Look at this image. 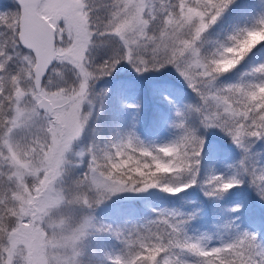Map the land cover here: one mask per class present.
Returning <instances> with one entry per match:
<instances>
[{
    "label": "rangeland",
    "instance_id": "1",
    "mask_svg": "<svg viewBox=\"0 0 264 264\" xmlns=\"http://www.w3.org/2000/svg\"><path fill=\"white\" fill-rule=\"evenodd\" d=\"M85 2L40 0L36 5L37 13L55 28L54 61L36 91L31 73L34 54L22 48L16 38L20 8L13 0H0V68L4 69L0 73V101L5 93L15 92V103L9 106L5 102L6 110H0V238L7 235L10 241L8 259L18 257L22 264H69L74 254L83 253L85 264H145L138 258L145 247L163 243L166 252L157 261L168 264L180 257L185 264H198L203 257L182 249L178 241L199 242L210 253L213 248L235 243L247 232L256 235V242L246 241L249 251L232 258L247 261L252 256L259 260L264 255V182L255 177L264 173V137L246 136L237 143L227 127L206 123V117L219 110L231 119L232 113L225 112V106L233 107L240 100L239 93L217 89L264 80V73L255 71L264 65V46L253 49L236 67L210 80L200 74L203 64H193L196 57L190 51L181 52L199 23L190 29L191 22L181 24L168 18L157 42L159 50L146 51L148 42L144 38L149 33L142 22L143 11L154 15L151 5L161 9L160 5L175 4L176 0H100L108 11L116 12L117 18L121 10L128 12L115 23L119 33L105 36L93 35L90 30V24L98 23L97 14H92L90 21ZM204 2L219 4V0ZM131 5L137 7L129 12ZM99 17L105 19L104 13ZM262 18L264 0H233L196 42L199 58L205 63L204 56L215 54L229 35L238 28L262 25ZM154 31L159 32V28ZM128 47L146 59L180 56L192 65L189 71L197 86L193 87L175 63L138 71V62L134 65L127 59L96 79L90 69L123 55ZM85 72L94 73L87 82ZM17 73L19 78L13 79ZM70 82H78V86L68 91L60 88ZM41 96L52 103L50 114L36 108ZM228 96L231 99L226 101ZM257 98L264 103L262 89ZM188 105L195 107V129L186 121ZM235 106L239 111L238 104ZM148 120L154 123L146 128ZM45 127L46 142L40 145V155L32 150V140ZM188 132L199 142V164L194 174L177 176L174 167L165 169L153 156L135 148L125 149V154L114 160L105 155L115 153L113 145L130 136L155 148L176 142ZM113 163L119 168L114 169ZM86 172L87 183H83ZM109 173L113 182L120 178L126 185L129 179L136 185L153 177L162 178V184L181 187L182 194L158 186L105 196L107 191L102 186ZM146 175L148 178L143 179ZM214 177L240 182L223 189ZM88 196L101 200L90 208L81 203ZM212 200L220 206L210 220L207 205ZM138 201L147 207L148 211L141 209L139 213L147 223L130 221ZM183 205L190 206L191 212L182 215L183 227H179L174 215ZM6 207L12 209L11 216ZM212 220L218 221L216 227ZM10 225L14 226L8 231ZM3 255L0 252V258ZM213 264H223V257L214 256Z\"/></svg>",
    "mask_w": 264,
    "mask_h": 264
},
{
    "label": "snow or ice",
    "instance_id": "2",
    "mask_svg": "<svg viewBox=\"0 0 264 264\" xmlns=\"http://www.w3.org/2000/svg\"><path fill=\"white\" fill-rule=\"evenodd\" d=\"M233 0H223L222 3L208 5L204 2V0H176L175 4H167L160 5L163 9L164 15L168 16V18H175L179 23L183 24L185 22H191L189 25L190 29L193 25L199 23V26L195 28V31L192 33L191 40L185 41L186 48L181 49V52L190 51L193 56L196 58L193 60V64L200 66L203 64V67L206 69L207 65L199 58V50L196 48V42L201 38L202 33L209 27L205 20L212 16L215 13L216 16L221 15L230 4H232ZM89 7L93 8V13L99 16V13L103 12L105 16V20L109 19L111 13L108 11V6L100 3V0H93L92 3L89 4ZM123 7V5L121 6ZM131 8L135 9L136 5H131ZM153 8V13H155V5H151ZM211 8V11L209 9ZM169 9H171V15H169ZM199 10V15H196ZM153 14L143 11V17H147L148 19H143V25H148L149 20L152 18ZM169 22V20H168ZM261 24H264V18L261 19ZM119 33V29L115 26V34ZM107 34H114L112 32H104L102 36ZM96 35H100L98 31ZM129 42L127 40L124 41V44L127 45ZM125 53L123 55L118 56L117 58L110 59L105 62L101 67L105 69V73L112 69L115 64H118L121 59H127L132 62L134 65L139 64L137 70H147L149 66H163L164 63H175L178 69L182 72V74L192 82L193 87L197 86L195 79L192 73L189 71L191 64L185 63L180 56L175 54L166 55L164 57L163 62H161L156 56H153L152 59H146L142 56H137L133 50L128 47L125 48ZM11 61H9L10 63ZM4 71L3 68H0V73ZM255 71L264 73V65L259 66ZM201 75L208 77L210 74L205 70ZM85 80L87 82V78L93 76L94 73L85 72ZM215 79V77H213ZM264 89V80H261L258 83L254 84H235L229 85L224 89H221L227 93H239L240 100L238 102H234L233 107L225 106L224 111L228 113H232L231 119L225 117L223 114L217 110L215 115L208 114L206 117V123L212 124L216 123L220 126L227 127V130L232 134L237 143H241L242 138L246 136L252 137H264V103H262L261 99H258V90ZM199 91V89H197ZM205 100H208L205 92H202ZM231 99V96L225 98L227 101ZM238 104L239 111H237V107L235 105ZM239 119H236V117ZM116 149L115 153L108 152L105 155L109 160H114L115 156H122L125 154V149H133L135 148L138 152L144 153L145 156H153L155 160L162 163V166L165 169L175 168V175H179L182 170L192 171L193 164H199V160L197 157L199 156V142L198 138L191 132L186 133L185 136L181 137L178 141L173 142L171 144H166L163 146H157L155 148H149L144 146L142 143L134 140L131 136L124 141H121L115 145H113ZM183 153V154H182ZM166 161V162H165ZM112 167L119 168V164L113 163ZM255 177V174H254ZM261 182H264V173H261L258 177ZM119 182H113L111 178V173H109L108 179L105 181L103 188L106 189L107 192H121L126 190L131 191H143L148 188L163 186V188L167 191H175L170 184H162V178L153 177L149 181H142L143 187H136L133 180L129 179L126 182L123 179L117 178ZM213 180L217 183L218 187L223 189H229L233 186L234 183H239L240 181L235 180H223L222 177H214ZM177 232L179 228L175 229ZM246 241L256 242V235L252 233H243L235 243L224 245L222 247H216L211 249L209 253L205 250L199 242H191L190 240L185 239L184 243H180L182 249H187L190 253L195 254L199 257H203L199 259L198 264H213L214 256L220 255L223 257V264H235V259H233L232 250H239L240 247L243 246V243ZM163 245H158L157 250L163 249ZM227 253V254H226ZM185 264L184 261L177 258L176 261H169L168 264ZM159 264V261H157Z\"/></svg>",
    "mask_w": 264,
    "mask_h": 264
},
{
    "label": "clouds",
    "instance_id": "3",
    "mask_svg": "<svg viewBox=\"0 0 264 264\" xmlns=\"http://www.w3.org/2000/svg\"><path fill=\"white\" fill-rule=\"evenodd\" d=\"M222 2L223 0H219V3ZM84 9L86 10L87 13H89V20L91 21L92 14L94 13H93V8L89 7V3L87 2V0L84 4ZM132 10L134 9L133 8L128 9L129 12ZM109 12L111 13L109 19L107 20L101 19L98 16L97 17L98 23H96L95 26L90 24V30L93 32V35H96L98 31L100 32L101 36L103 35L104 32H112L115 34L114 32L115 23H118L119 19H123L124 16L128 14V12L121 10L120 16L117 18L116 12H112V11ZM171 14H172L171 9H169V15ZM221 15L216 16L215 13H213L212 16L208 17L205 20V23H207L210 27L218 21ZM143 19H148V18L143 17ZM167 25H168V16L164 15L163 9L162 8L155 9V14L152 16V18L149 20L148 25H146L145 27L146 32L149 33V35L144 38L148 42L145 45L146 51H150L151 53H156L159 50L157 47V42L160 40L161 34L164 32ZM156 27L159 28V32L154 31V28ZM261 42H264V24L259 25L257 27L238 28L233 34L228 36L227 41H225L220 45V47L217 49V52L215 54L211 56H204V61L207 65V68L206 69L204 68V71L206 70L210 74L208 76V79L212 80L213 77H215L216 79L217 74L228 72L229 70L236 67L253 50V48L256 45L260 44ZM8 55L10 56L11 54L9 53ZM157 58L161 62H163L164 60V56H160ZM110 59L113 58H109L99 64L96 63L94 68L90 69L96 73V79H98L101 75L105 74V69L101 66ZM25 74L27 75L28 73ZM12 78L13 79L19 78V73L15 74ZM76 86H78V82H70V83L62 84L60 88L63 89L64 91H68ZM217 91H222V90L217 89ZM262 91H264V89H262ZM14 96H15L14 90L12 92L5 93L4 100L0 101V110H6L5 102H9V106H11L12 103H15L14 99H12ZM46 136H47V127L43 129L42 134L38 133L37 136L33 138L32 150L37 154L40 155L43 154L40 145L42 142H46ZM196 165L197 164L192 165V169H193L192 171L182 170L181 173L177 176H182L185 172H190L194 174ZM91 169H92V164L90 163L89 171ZM88 172H86L82 176L83 183H87ZM191 182L193 183L195 182L194 178H191ZM217 183H219V181H217ZM135 186L143 187V184H136ZM183 186H187V185H183ZM173 188H175L176 190L169 192H179L182 190L181 187H173ZM108 193H112V192L105 193V196ZM100 200L101 198L98 196H96L95 199H93L91 196H88V198L82 200L81 203L84 206L92 208ZM5 211L9 213V216L12 215L11 208L6 207ZM12 226L14 225L9 226L8 231H11ZM168 242L170 245L173 244L171 238H169ZM184 242L185 240L178 241V243H184ZM9 247H10V241L7 239V235H5L3 238H0V252L4 253L3 257L0 258V264H22V261H20L18 257H14L11 260L8 259L7 250ZM240 249H241L240 251L233 249L232 255L237 258L241 257L245 251H249V246L246 243H243V246L240 247ZM82 256L83 253L74 254V257L69 259V264H85V262L82 259ZM180 264H182V262H180ZM235 264H264V255H261V258L259 260L254 259L252 256H249L247 261L237 259L235 260Z\"/></svg>",
    "mask_w": 264,
    "mask_h": 264
},
{
    "label": "water",
    "instance_id": "4",
    "mask_svg": "<svg viewBox=\"0 0 264 264\" xmlns=\"http://www.w3.org/2000/svg\"><path fill=\"white\" fill-rule=\"evenodd\" d=\"M20 6L17 38L21 46L30 48L35 55L32 68V84L36 91L41 89L42 80L54 61V26L36 11L39 0H14ZM39 110L52 112V103L41 96L35 103Z\"/></svg>",
    "mask_w": 264,
    "mask_h": 264
},
{
    "label": "trees",
    "instance_id": "5",
    "mask_svg": "<svg viewBox=\"0 0 264 264\" xmlns=\"http://www.w3.org/2000/svg\"><path fill=\"white\" fill-rule=\"evenodd\" d=\"M262 46H264V42H261L258 46H255L253 49H259ZM247 57H248V55L244 58V60ZM185 111H186L185 112L186 113V121H187V123H189V127H191L192 129H195L196 124H197V118L194 117L195 116V107H193L191 105H188L186 107V110ZM151 123L153 124L154 122L153 121L151 122V120H148L145 123L146 128L149 127L150 125L152 126ZM157 123H158V121L156 122V124ZM147 176H149V175H146L143 179L148 178ZM150 177H153V176H150ZM198 193L200 194V191L199 190H198ZM191 198L192 197H190V199ZM181 200L183 201V197H181ZM181 200H177L176 202L178 203ZM153 204H157V203L156 202H153ZM134 205L136 207V211L137 212L134 213V214H132V215H130V217H129L130 218V221H132L134 219V220H136V223L137 224L147 223L146 221H144V219L146 220V218L143 215H140L141 214V209L144 210V211H148L147 210V207L144 204H142V201L141 202L138 201ZM217 207H219V206H217ZM120 208H122V207H120ZM153 209H155L154 206H153ZM208 209L210 211L211 216L213 217V216H215V212H216V210L218 208H216L214 206V204L212 203V204H210L208 206ZM115 211H118V210H115ZM190 212H191V207L190 206H187V205L180 206V207H178L176 209L175 215H174V219H176V220L179 219L178 220V223L180 225L179 227H183V218H182V215L187 214V213H190ZM160 245H163V243H161ZM163 246L165 247V244ZM164 247H163V249L157 250L158 247H147L146 246L145 247L146 249H144V251L142 253H140V255L138 257L139 258V261L140 262H145V264H157V260L162 256V254L164 252H166V250H164ZM147 255H148V259H147ZM150 256H152V259H149ZM154 256H156V257H154ZM159 264H162L161 261H159Z\"/></svg>",
    "mask_w": 264,
    "mask_h": 264
}]
</instances>
